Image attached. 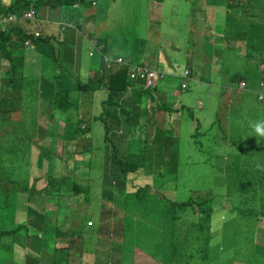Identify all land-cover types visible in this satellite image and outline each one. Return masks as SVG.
<instances>
[{"label":"rangeland","instance_id":"374dc122","mask_svg":"<svg viewBox=\"0 0 264 264\" xmlns=\"http://www.w3.org/2000/svg\"><path fill=\"white\" fill-rule=\"evenodd\" d=\"M41 1L20 0L18 9L22 15L34 9L28 28L55 38L38 45L14 41L7 56L0 54V91L11 89L9 82L2 85L3 77L15 76L23 87L0 100V230L24 222L19 233L25 251L55 252L61 264L66 262L52 240L60 231L62 246L63 240L69 247L83 246L95 264H264V137L249 126L264 120V99L258 98L264 92V0H74L60 5L63 13L71 12L62 23L43 19ZM18 2L0 0V5ZM61 24L81 26L75 32L79 38L72 39L71 29L63 31ZM106 38L110 56L136 55L135 61L164 70L156 96L171 95L178 98L177 107L191 108L157 111L166 115L156 136L155 126L143 127L146 115L137 123L127 118L131 126L110 122L113 149L138 167L131 176L106 159L111 149L104 122L93 120L104 111L106 91H79L99 77L103 51L95 43ZM186 69L192 71L195 93L182 89L179 95L174 72ZM57 76L66 78L65 91L53 98ZM240 77L248 83L244 89ZM190 114L212 134L192 139L200 129ZM80 123L84 129L90 124L91 132L77 134ZM76 136L85 139L84 146L75 144ZM128 145L132 152L148 146L145 156L151 147L152 160L128 153ZM160 193L182 202L163 215L161 202L151 201L164 196ZM8 197L14 206L4 214ZM152 203L155 210L149 209ZM17 234L6 236L4 244L15 238L20 251L14 264H24ZM69 247L63 250L67 257L76 251ZM138 250L151 258L137 261ZM205 251L208 260L200 255ZM11 258L10 248L0 249V264H10ZM80 263L79 255L70 264Z\"/></svg>","mask_w":264,"mask_h":264},{"label":"trees","instance_id":"16d2710c","mask_svg":"<svg viewBox=\"0 0 264 264\" xmlns=\"http://www.w3.org/2000/svg\"><path fill=\"white\" fill-rule=\"evenodd\" d=\"M73 1L74 0H65V2L62 4H68V3L73 2ZM61 2H62L61 0H43V1H41V5L43 6L41 12H44L45 10L50 11V9L52 10L54 8H59ZM19 6H20V0L17 4L9 6L8 8H3L2 5L0 8V13H3V12L13 13L17 17V20L15 22H13V24L9 28H7L5 31H0V54H5L6 56L8 55V53H10L9 52L10 51L9 45H13L12 43L14 41H18L24 45V42L27 39H30L32 42L31 44L38 45V44L50 43L51 39L53 38V35H51V34H47L45 37L42 36L41 35V34H43L42 32H40L41 34L39 36H35L34 32L28 28L27 22L26 23L24 22L26 24V26H25L23 24V22L20 20L19 16H21L22 11H24V10L18 9ZM52 11H51V15H52ZM43 16H44V14H43ZM69 29H71L72 32H75L77 30L76 26H74V25H69L67 30H69ZM95 44H96V47L98 50L104 52L103 53L104 55H107L113 59H116L117 57L121 56V57H123L125 62L119 64L116 61H113L112 67L107 68V65H106L104 58H103L102 67L100 69L101 73L99 74V77L96 78V80L89 79L91 81H89L88 83L83 85V87H80L79 91H84V90H87L90 88H92L93 90H105L106 91L107 96L102 101V108L104 106V111H101L99 114L94 115L93 120H102V122H104V138H105V141L107 143L106 145L109 146V148L111 149L109 156H106V159L107 160L109 159L110 161H115L117 172L121 171L125 175L131 176L130 173L138 170V167L131 164L132 160L129 157L120 158L117 155L118 151L113 149L116 142L113 140V138L111 136L110 122H115L119 127H121V126H123V123H125L127 118H130V119L134 120V123H137L142 115H146L147 116V122H146V124L143 125V127L146 128V130H148L151 126H155V129H154L152 135L156 136L160 131V126H159L160 121L164 118L166 113L174 114V113H179L184 107H186L188 110H191V108L189 106H187L186 104L181 105L180 107H177L176 106V100L178 98L175 101H173L171 95L167 96V95L163 94L160 96H156L155 93L159 92L158 90L160 89L159 84H158L159 79L156 81V83L153 86L146 85L147 83L143 80L135 81V80L130 79L129 69H130L131 65L140 61V60H138V61L134 60L136 55L124 56L121 54H116L114 57L110 56L108 54L109 51L107 50V48H108L107 38L102 39L101 42H97ZM6 48L9 51H7ZM91 54H95V52H91ZM21 61H23V57H22ZM260 69L264 70V60L260 62ZM8 73H12V69L9 70ZM174 76H179V78H180V88L178 89L179 95L181 94L182 89H185L186 93H195V91H194L195 85L192 83V80H191V78H193V74H192L191 70H188V74H186L184 71L181 73L174 72ZM163 77H164V75L160 79H163ZM240 78L242 81L245 82L246 87H247L248 83H247L246 79L244 77H240ZM242 78H244V79H242ZM1 80L3 82L2 85H6L9 82L11 84V89H7L6 87L2 86V91H0L1 92L0 93V100H5L11 94L15 95L21 91V87H22L21 80L20 81L16 80L15 76L3 77V78H1ZM65 80H66V78L62 79L59 76L56 77V80L54 82V85H55L54 91H53L54 93L51 95L53 98H57L58 96H60L62 94L63 91H65V88L63 85ZM125 94H128L127 99L129 101H132V103H133L132 106L130 107V109L125 107L126 104H131V103H127V101L125 99ZM134 97L140 101V106H139V101L136 100ZM173 97H177V96H173ZM142 98H144V100H142ZM149 101H153V103L152 104L150 103V105H149ZM57 106H60V107L64 106L62 98L59 99ZM113 108L114 109L118 108L122 112L124 118L122 116H120L116 112V110H115V112H113L112 111ZM157 111L166 112V113L162 116V114L158 113ZM193 115L194 114H190V116H188V117L191 118L192 121H194V122L196 121L200 131L191 134L192 139L199 138L202 135L203 136H209L210 134H212L211 128L204 127L202 121H200L198 118H196ZM160 116H162L161 119H160ZM107 119H109V121ZM134 123H132L131 125H133ZM214 123H216V122H214ZM131 125H127V126H131ZM66 126L67 125L65 124V127ZM91 128H92V126L90 124H88L84 129L80 123L76 126L75 132L77 134H79L80 131L84 130L85 132H88V134H89L91 132ZM64 132H66V129L64 130ZM147 134H148V132H147ZM147 137H148V135H147ZM75 140L76 141H74V142H75V144L77 143L78 146H79V144H82L83 146L85 145V139H83V137L78 139V137L76 136ZM5 142H6V140H5ZM0 143H1V140H0ZM197 144L203 145L202 141L200 139L197 141ZM147 148H148V146L137 147L134 150V152H132L130 145H128L127 152L139 154L140 155L139 159L141 161L149 162L153 158V154L151 152L152 148L149 147V155L148 156L142 155L144 152H146ZM227 156L228 155L225 154L224 158ZM231 156H235V157L241 159V157L236 155V154H233ZM229 159H230V156L227 158V160H229ZM133 179H136V178L134 177ZM133 179H131V180H133ZM118 184H119L118 182H116V183L115 182H113V183L109 182V186H117ZM78 185L81 186V183H79ZM160 194H164V193H160ZM0 197H1L2 202H3L4 196L1 193H0ZM163 198L165 199V202H166L165 207L162 209L163 215L167 214L165 212L166 210L174 209L176 206L180 205L182 202L181 198L173 199L172 197H168L167 194H164ZM4 204H5V208L2 212L4 214L8 213V212L9 213L12 212L11 207H13L14 204L10 203L9 197L4 202ZM0 208H2V206H0ZM209 222H210V220L208 218V223ZM71 224L73 225V223H71ZM23 226L25 227L24 222L18 223L17 227L14 229H10V230L1 229L0 230V249L3 248V245H7V244H4V238L6 236H11V234L16 235L17 232H18V234L16 237L20 238L22 240V244H23L24 243L23 236L19 233V231L21 230V228ZM204 228L209 229V225L207 224L206 227H204ZM115 230L117 231V228H115ZM59 234L61 236L62 232L60 231ZM60 236H57V237L53 236L52 237L53 244H54V242H56V243L59 242L58 237H60ZM200 236L201 235H198L197 237L200 238ZM207 237H208V240L206 242L209 243L210 239H211L209 234H207ZM202 239L205 240L204 235H202ZM63 242H65L67 245L56 248V249L58 250L60 255H63L62 260H65L66 264H70L71 262H74L75 259L79 258V255L81 256V263L80 264H95L94 256H88V252L84 251L83 246H81V245L70 246L72 249H75L76 251L73 252L72 255L69 254L67 257V253L63 250L68 249L69 244H68L67 240H63ZM190 249H191V247H190ZM36 251L39 252L41 255L39 257H36L35 260L30 258L29 259L30 263L35 262L36 264H43V262H45L46 264H61L57 260L58 256L55 252H44V251L40 250L39 248H37ZM65 254H66V256H65ZM200 255H201L202 259L208 260V258H209L207 251H205L204 253H202ZM193 256H195V254L189 255V257H193ZM69 257H70V260H69ZM88 257L91 258L92 260L88 259ZM14 260H15V254H14V252H12V258L10 260L11 263H14ZM27 261H28V257H27Z\"/></svg>","mask_w":264,"mask_h":264},{"label":"built area","instance_id":"2783aa9c","mask_svg":"<svg viewBox=\"0 0 264 264\" xmlns=\"http://www.w3.org/2000/svg\"><path fill=\"white\" fill-rule=\"evenodd\" d=\"M1 8V5H0ZM36 16V11L34 9L28 10L24 15L19 16L21 21L27 22L29 19H33ZM17 20V17L13 13H7V15L4 17L3 13H0V31H5L7 28H9L13 22ZM41 33L39 30L34 31L35 36H39ZM30 39H27L25 41L26 45L30 44ZM104 61L107 65V67H112V62L116 61L117 63H123L125 60L123 57L119 56L116 59H113L107 55L103 54ZM186 74H188V70L186 69L184 71ZM159 74V77H158ZM164 75V71H158L153 69L145 60H140L137 63H134L131 65L129 69V77L132 80H143L145 81L149 86H153L158 79H160ZM263 84V83H262ZM246 84L244 81L241 82V88H245Z\"/></svg>","mask_w":264,"mask_h":264},{"label":"crops","instance_id":"0c3cea01","mask_svg":"<svg viewBox=\"0 0 264 264\" xmlns=\"http://www.w3.org/2000/svg\"><path fill=\"white\" fill-rule=\"evenodd\" d=\"M65 2V0H62V2H61V6H64V5H66V4H62V3H64ZM75 6L76 5H78L77 3H75L74 4ZM48 8V7H47ZM59 8H54L53 10H54V12L50 9V11H48V10H45L44 12H42V14H44V16H43V19H49V20H51V19H55V21L56 22H61L62 23V21H64V20H62V16H65L66 18H69L70 16H71V12L69 11V12H67L68 14H65V13H63V11L61 10V9H59ZM51 11H52V15H51ZM21 16H22V14H21ZM40 17V16H39ZM153 19V17H151L150 16V20H152ZM69 25V24H68ZM61 26H62V29H63V31H66L67 29H68V27H64V24H61ZM77 28H79V30H77L78 31V33L79 32H81V26H79V27H77ZM39 29V28H38ZM77 31H75V32H77ZM42 32V31H41ZM75 32H72L71 31V37H72V39H74V38H79V36L75 33ZM49 34H51V35H53V38H55V35L53 34V33H49ZM104 53V52H103ZM89 81H91V80H89ZM21 85H22V83H21ZM246 87V86H245ZM21 89H23V87H21ZM1 93V92H0ZM258 98L260 99V93L258 94ZM152 200H158V201H160L161 202V204H162V206H163V208L165 207V199L163 198V197H152L151 198V201ZM153 205H156V204H149V209L151 208V209H153V210H155L152 206ZM162 208V209H163ZM261 225H262V228L264 229V221L262 220L261 221ZM59 246H62L61 245V243L60 242H58V243H56V242H54V247H55V249L56 248H59ZM10 248L11 249V251L12 252H14V254H15V261L16 262H18V259L16 258V255H17V252H19L20 250H19V245L17 244V242H15V238H13V240H12V242H11V244H7V245H3V248ZM22 248H23V253H22V257H23V263L24 264H36L35 262H29V259L30 258H32V259H34L35 260V258L37 257V256H40L41 254L40 253H38V252H34V253H31V252H26L25 251V247L23 246V244H22ZM57 250V249H56ZM139 251V255H138V257H137V261H141L144 257H146V255L149 257V258H151L146 252H143V251H140V250H138ZM27 257H28V261H27ZM10 264H14V263H11V261H10ZM152 264H162L161 262H159V261H153L152 262Z\"/></svg>","mask_w":264,"mask_h":264},{"label":"clouds","instance_id":"9594fccd","mask_svg":"<svg viewBox=\"0 0 264 264\" xmlns=\"http://www.w3.org/2000/svg\"><path fill=\"white\" fill-rule=\"evenodd\" d=\"M261 86L264 87V82H261ZM260 99H264V92L260 93ZM249 126L253 129L257 136L264 137V120L252 121Z\"/></svg>","mask_w":264,"mask_h":264}]
</instances>
